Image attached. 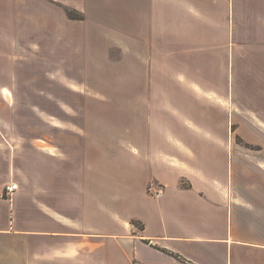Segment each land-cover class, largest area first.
<instances>
[{"label": "crops", "instance_id": "0c3cea01", "mask_svg": "<svg viewBox=\"0 0 264 264\" xmlns=\"http://www.w3.org/2000/svg\"><path fill=\"white\" fill-rule=\"evenodd\" d=\"M56 1L84 19L61 12L53 23L58 8L47 0H0L10 24L0 39L35 33L56 47L50 69L47 57L1 51V97L73 88L57 101L82 105L71 123L55 116L50 126L73 146L0 129V264H264V0ZM112 4L118 23L107 21ZM96 39L105 54L118 47V85L87 78ZM29 152L38 193L11 177ZM10 177L19 188L8 199ZM152 180L165 188L160 198L147 194Z\"/></svg>", "mask_w": 264, "mask_h": 264}, {"label": "rangeland", "instance_id": "374dc122", "mask_svg": "<svg viewBox=\"0 0 264 264\" xmlns=\"http://www.w3.org/2000/svg\"><path fill=\"white\" fill-rule=\"evenodd\" d=\"M49 4L53 5L58 8V11H55L53 13H49V16L51 18V21L54 23L56 18H58L61 14V12L64 15V20H66V14L62 7L60 8L59 2L56 0L50 1L47 0ZM75 2H79L81 0H74ZM110 1V0H108ZM118 1V0H115ZM90 3H93L91 0H89ZM108 22H116L119 21L118 16V4H112L108 7ZM38 18L33 19L32 29L30 30L32 33H34L35 28L38 26L37 22ZM92 23V22H91ZM54 26V24L50 25ZM0 27H5L6 29L9 27L10 24L7 22L0 21ZM6 33V32H5ZM35 34V33H34ZM33 35H30L29 39L24 41H8L5 39H0V52H7L10 48H21L22 52L25 54L31 53L33 57H35L36 54L40 56V59L45 61L44 58L47 57L48 62L46 63L48 68H55V56H56V47H55V40L54 37H49V40H40L38 37H35ZM97 38H99L97 36ZM101 38V37H100ZM96 45V54L92 56L86 57L87 59V68L90 69V71H87V78H95L96 80L99 79H109L111 78L113 82L118 85L119 84V52L118 47L112 48L111 54H105V51L102 50L101 43L102 41L99 39H96L95 41ZM101 47V48H100ZM45 55V56H44ZM82 61V59H81ZM44 65V64H43ZM78 67V65L76 66ZM79 67L82 68V63H79ZM158 67V65H157ZM162 69V68H161ZM160 76L162 78H165L164 75H167L166 72L159 71ZM86 73V71H85ZM111 74V76H110ZM148 73H145V80L149 79ZM51 77V76H50ZM167 77V76H166ZM51 79V82L55 83V74L53 75ZM81 79H84V75L81 74ZM111 91H118L119 89H109ZM145 94L149 91V89L144 88ZM245 90V89H243ZM84 93L89 95H95V96H103L104 93H100L97 90L94 89H84ZM246 91V90H245ZM4 93V91H3ZM83 92H80V95H82ZM116 94V93H115ZM118 94V93H117ZM77 95L75 93V89L73 88H54V87H32V88H19V87H12L10 89V97L8 98V102L4 100V98L1 97L0 94V129L4 131L5 133H11L12 135H16L17 133L22 134H32L33 137H39L42 133H47L48 137L51 140H55V138H61L65 144H69L70 146H73L76 144L75 138L71 135L69 132H64L61 135H57L56 129L51 128V123H56L55 116H62L67 120V123H71L72 115L75 114V117H80L81 113V107L82 105L77 101L75 103H60L58 102L57 97H66V96H72ZM246 96V94H244ZM212 102L214 104H212ZM209 103L214 107L216 102L215 98H210ZM224 106V124L223 127H231V120L228 118L231 104H229V99L226 102H223L222 104ZM97 106V105H96ZM80 109V112H79ZM227 109V110H226ZM79 113H78V112ZM227 111V112H226ZM118 112V110H117ZM229 112V113H228ZM78 115V116H77ZM46 118H49V126L46 125ZM71 126V125H70ZM130 127V124H128ZM233 126V125H232ZM130 136L132 139L139 138V135H136V132L133 134L130 133ZM13 137L15 136H8L6 138L1 137L2 141L8 145L9 139L13 140ZM112 138V137H111ZM238 138V137H237ZM134 139V140H135ZM238 142H240L239 139H237ZM14 141V140H13ZM19 141V140H18ZM19 143V142H17ZM5 147V145L1 144V148ZM30 153V152H29ZM27 156V157H25ZM63 157L62 155H60ZM65 157V156H64ZM35 158L30 153V156L27 153H24L22 159L17 163L18 168L16 169L14 175L11 177L15 179H21L24 183V188H27L28 191H39V184L37 182L39 177V169L38 166H36ZM8 178V181H13L12 178ZM31 177V178H30ZM35 179L37 180H34ZM31 180H34L32 183H30Z\"/></svg>", "mask_w": 264, "mask_h": 264}, {"label": "built area", "instance_id": "2783aa9c", "mask_svg": "<svg viewBox=\"0 0 264 264\" xmlns=\"http://www.w3.org/2000/svg\"><path fill=\"white\" fill-rule=\"evenodd\" d=\"M19 185L17 182L9 181L3 185L2 195L5 198L11 199L14 192L18 190ZM164 186L157 181H150L146 187L147 194L154 198H160L164 194ZM130 264H140L138 260L132 259Z\"/></svg>", "mask_w": 264, "mask_h": 264}, {"label": "trees", "instance_id": "16d2710c", "mask_svg": "<svg viewBox=\"0 0 264 264\" xmlns=\"http://www.w3.org/2000/svg\"><path fill=\"white\" fill-rule=\"evenodd\" d=\"M53 2V0H50ZM59 6L62 7V9L64 10L66 16L70 19H77V20H82L84 19V16L81 12H79L77 9L66 6V5H62L59 4ZM131 223L135 226H137L139 229L143 228V224L139 221H136L134 219L131 220Z\"/></svg>", "mask_w": 264, "mask_h": 264}]
</instances>
